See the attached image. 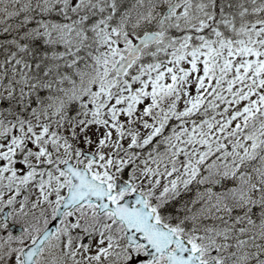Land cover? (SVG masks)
Returning <instances> with one entry per match:
<instances>
[{"label": "snow or ice", "instance_id": "snow-or-ice-1", "mask_svg": "<svg viewBox=\"0 0 264 264\" xmlns=\"http://www.w3.org/2000/svg\"><path fill=\"white\" fill-rule=\"evenodd\" d=\"M0 264H264V0H0Z\"/></svg>", "mask_w": 264, "mask_h": 264}]
</instances>
